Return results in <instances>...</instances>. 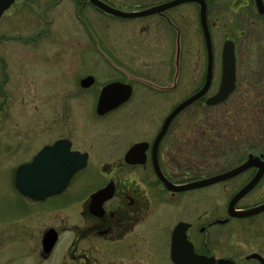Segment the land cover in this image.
<instances>
[{
  "label": "rangeland",
  "instance_id": "1",
  "mask_svg": "<svg viewBox=\"0 0 264 264\" xmlns=\"http://www.w3.org/2000/svg\"><path fill=\"white\" fill-rule=\"evenodd\" d=\"M105 1L124 11L138 4L134 0ZM75 2L15 0L0 19V264H35L37 256L30 248L39 245L45 228L53 222L42 215L50 204L34 206L14 192L12 178L17 167L59 139L71 141L79 151H89L100 162L122 160L131 145L150 144L164 119L192 92L183 83L172 88L171 54L159 55L152 47L143 48L140 28L144 20L113 19ZM238 6L234 0L211 2L213 86L207 96L218 88L220 54L226 39L235 45L236 100L244 93L250 100L264 93L256 89L264 86V18L254 15L250 20L248 8L234 12ZM178 7L184 11L185 21L191 19V12L196 13L193 4ZM87 76L95 80L89 90L80 87ZM110 81L131 84L132 100L99 116L97 93ZM194 105L183 109L172 122L161 146L165 162L179 161L170 150L179 135L188 136L189 130L194 134L197 124L192 121L207 122L204 115L194 118L192 112L200 107ZM201 105L210 108L208 119L220 113L221 108L214 109L220 105ZM249 177L237 181L243 184ZM221 189L215 185L195 193H220ZM230 192L231 187L228 195ZM249 193L244 204L253 203L254 192ZM256 236L244 233V255L259 243Z\"/></svg>",
  "mask_w": 264,
  "mask_h": 264
},
{
  "label": "flooded vegetation",
  "instance_id": "2",
  "mask_svg": "<svg viewBox=\"0 0 264 264\" xmlns=\"http://www.w3.org/2000/svg\"><path fill=\"white\" fill-rule=\"evenodd\" d=\"M100 1L116 8L112 3ZM170 1L174 0H159L144 9ZM203 1L206 5V22L210 32L209 13L213 10L212 0ZM234 1L240 3L234 12L248 8V16L250 12L252 15L250 20L254 19V15L262 18L257 12L255 0ZM262 1L264 5V0ZM75 3L80 8L92 6L87 0H76ZM186 4H193L196 8V13L191 12V19L188 21L184 20L185 16L182 14L184 11L180 12L178 7ZM182 5L161 14L141 18L145 24L141 26L140 32L144 37L143 48L152 47L159 55L171 54V74L174 82L172 88H178L181 83L189 85L192 92L187 94L186 100L205 85L207 51L200 25L199 6L195 3ZM175 9L178 12L173 11ZM155 18L156 21L153 23ZM220 79L221 67L219 83ZM110 82L128 84L125 81ZM110 82L99 89L96 102L102 88ZM94 85L95 80L91 87ZM128 85L132 88L131 84ZM209 90L193 104H206L217 92L216 90L214 94L207 96ZM132 96L133 88L129 100H132ZM168 131L161 140L155 156L154 140L150 144L139 142L148 145L144 153L145 161L140 164H127L124 161L126 153L139 143L131 145L122 160L105 163L98 161L99 158L94 157L89 151L77 150L70 141L71 151L87 155L86 166L72 176L65 191L41 203L23 199L17 193L13 174L12 186L19 198L34 206L50 204L42 215L52 218L53 222L50 221L51 225L45 228L39 245L30 248L37 256L35 264H264V210L247 218L229 215L232 198L253 179L258 169L250 168L232 179L212 185H221L220 193H195L197 190L212 186L169 192L156 174L154 160L163 177L172 185H185L222 174L246 160L215 175L195 176L191 169L193 161L187 160L192 150L190 146L171 145L173 149L170 152L174 150L172 153L177 154L179 161L176 164L171 161L165 162L161 146L167 138ZM176 140L177 138L175 142ZM258 157L264 162L263 156ZM247 175L250 177L245 183H238V178L242 180ZM230 187L232 192L228 195L227 190ZM252 190L253 203L250 205L243 203L251 194L248 193L235 204L236 212L264 205V170ZM102 191L99 197L93 198ZM50 201L51 203H48ZM49 231H54L57 237L47 252L43 239ZM246 232L255 233L259 242L255 248H251L252 251L248 255H244L243 251ZM252 255L258 258H253Z\"/></svg>",
  "mask_w": 264,
  "mask_h": 264
},
{
  "label": "water",
  "instance_id": "3",
  "mask_svg": "<svg viewBox=\"0 0 264 264\" xmlns=\"http://www.w3.org/2000/svg\"><path fill=\"white\" fill-rule=\"evenodd\" d=\"M92 6L99 11L120 19H138L152 15L161 14L162 12L174 8L175 6L184 3H195L199 6L200 12V25L203 30L204 40L207 51V75L205 85L203 88L187 98L179 105L173 108L169 115L164 119L159 133L153 142V154L156 155L158 146L166 134L169 126L180 114L183 109L185 110L198 99L203 97L209 90L212 81L213 71V49L212 41L206 22V5L203 0H174L163 5L154 6L140 11H122L115 9L101 2L100 0H87ZM15 0H0V19L3 14L8 11L14 4ZM257 12L260 16L264 17V5L262 0H255ZM235 51L232 41L227 40L223 43L221 52V79L218 90L215 95L209 98L206 102L207 106L214 107L225 102L236 88V64H235ZM94 84L92 77H87L80 82L82 89H88ZM132 95V88L128 84L113 82L104 86L99 94L96 104V113L99 116L117 110L122 105L126 104ZM146 143H139L134 145L125 155L124 161L127 164H140L143 163L144 153L147 149ZM72 143L65 139L55 141L52 145L43 147L29 163H25L17 167L14 174V185L20 196L32 202H43L49 197L58 195L65 191L67 184L72 176L83 169L87 163V155L81 154L76 151H71ZM156 174L164 184V187L169 192H183L190 190H197L200 188L212 186L220 182L232 179L239 174L245 172L250 168H257L258 172L250 182L243 186L232 198L229 205V215L234 217L247 218L254 216L264 210V205L251 208L244 211L236 212L234 210L235 204L245 197L260 180L263 170L264 162L261 157L248 155L246 161L238 165L236 168L231 169L219 175L207 177L205 179L191 182L185 185H172L161 174L158 169L156 160L153 161ZM102 192L95 194L94 199L99 197ZM56 234L54 231H49L44 239L45 251H49L56 241ZM253 258H258L252 255Z\"/></svg>",
  "mask_w": 264,
  "mask_h": 264
},
{
  "label": "trees",
  "instance_id": "4",
  "mask_svg": "<svg viewBox=\"0 0 264 264\" xmlns=\"http://www.w3.org/2000/svg\"><path fill=\"white\" fill-rule=\"evenodd\" d=\"M134 1L138 4L128 7V10H142L156 0ZM148 1L150 2L146 5ZM260 85L256 86L257 91L264 92L263 84ZM237 92L238 79L234 94L214 108H221L220 113L212 114V118L209 119L206 111L210 108L196 103L194 106L200 107H197V112H192L194 118L204 115L207 122L204 124L199 120L192 121L197 124L194 134L189 130L188 136L180 135L176 140V145L192 147L187 160L193 161L191 169L195 176L215 175L227 168L230 169L246 160L249 154L264 157V93L254 95L252 100L244 93L238 101ZM184 137L186 139H181ZM217 138L221 140L216 142Z\"/></svg>",
  "mask_w": 264,
  "mask_h": 264
}]
</instances>
